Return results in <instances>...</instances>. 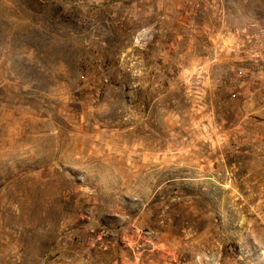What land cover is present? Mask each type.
I'll use <instances>...</instances> for the list:
<instances>
[{"label": "rangeland", "instance_id": "1", "mask_svg": "<svg viewBox=\"0 0 264 264\" xmlns=\"http://www.w3.org/2000/svg\"><path fill=\"white\" fill-rule=\"evenodd\" d=\"M0 264H264V0H0Z\"/></svg>", "mask_w": 264, "mask_h": 264}]
</instances>
